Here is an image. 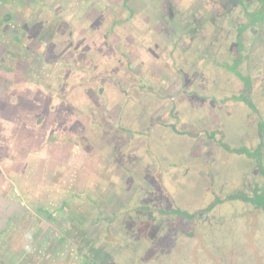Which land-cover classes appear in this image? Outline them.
I'll return each mask as SVG.
<instances>
[{
  "label": "flooded vegetation",
  "instance_id": "obj_1",
  "mask_svg": "<svg viewBox=\"0 0 264 264\" xmlns=\"http://www.w3.org/2000/svg\"><path fill=\"white\" fill-rule=\"evenodd\" d=\"M3 1L7 2V0ZM63 1L66 2V0ZM118 1L119 3L112 11L113 18L111 17V25H109L112 34L115 32L116 24H113L114 22L126 21L124 23H127L129 21L128 14L124 15V12L130 9L128 4L130 0ZM179 10L181 13L178 12ZM257 10L261 11L262 16L254 15V19H251L252 14H255ZM43 12L46 15L49 11L39 6L32 13L33 18L18 20L11 19V11L6 12V16H9L0 19L1 55L4 52L12 55V52L16 50V52L24 53L27 61L32 64L35 62L33 52L38 47H41L42 51L45 49L46 54L48 51H52V43L49 42V39L55 34L59 23L57 18L51 20L42 18ZM158 13H156V24L152 26L155 28L156 36L149 42L152 49H148H150L149 52L154 50L158 54L157 47L162 41L158 38L163 37L166 44L162 47L164 49L162 53H164L166 64L165 67H162L151 61L150 73L154 75L156 81L159 80V86L169 91L168 94L153 93L152 100L149 103L144 102L149 98L150 94L148 93L153 92V88L145 80L146 73L143 75L134 70L132 73L136 72L137 86L133 87L129 82L124 84V81H130L129 77L132 75L126 51L120 53L124 59L107 56L104 59L103 55L98 58L95 52L96 56L91 57V63L87 68L78 67L77 69L80 72H85V76L80 77L76 83L69 84L70 92L79 91L82 93L83 90L84 95L81 96V100L87 109L86 113L78 118L84 125H80V131H76L77 135L74 136V140L72 137L60 138L61 146H67L62 159L65 161L67 156H73L69 146L74 144L85 150V159L90 157L91 165L100 162L105 165L106 169H110L109 174L103 180H96L93 184H89L92 181L87 179L80 181L83 186L92 188H86L81 193L70 190L69 194H64L61 200L63 218L60 221V233L57 241L63 245L73 244L76 253H82L91 260L90 262L83 261L81 264H230L227 257H230L234 251L238 252L239 248V252L241 249L244 250L243 245L252 239L253 230L259 226L258 215L263 213L260 212L263 206L256 205L250 200L256 196H261L264 199V184L259 185L257 179L253 180V186L250 189L244 184L236 189L238 194H221L219 171L210 172V165L212 164L213 168L218 161L215 160V153L209 151L210 148L213 151L218 148L217 152L221 154V140L215 138V134L212 135L208 132V126L211 121L216 125L215 119L227 118L229 114L226 111L224 114L216 113L209 108L208 104L205 108L194 109L193 115L186 105L182 106L183 112L180 114L174 110V105L177 104L174 86L176 79L178 78L179 82L180 77L176 74L178 72H175L178 67L173 66L175 64L173 57L174 51H177L175 55L180 53L182 55L190 54L192 50V55H195L194 44L188 42L191 39H199L200 35V40L205 38L201 32L207 28L212 38L208 41L209 48L213 49L211 56L221 73L220 82L214 85L227 93L234 91L229 89L231 84L234 85L232 88L237 87V90H240L238 93L236 92L237 94L234 93L235 96L230 95V99H226L224 103L221 102L223 104L221 106L230 102L237 107H246L247 113L242 114V118H264L262 109L264 104V0H173L171 3L169 0H163ZM164 15H166L165 19ZM27 21L40 30V37L33 38L35 41L32 43L29 41L28 45L21 41V30H24L22 28ZM188 23L192 26L179 31V24L187 27ZM161 24L162 26H160ZM6 26L11 27L9 28L10 36L7 38H5L3 29ZM122 27L121 25L120 28ZM163 27H166V31ZM140 37L138 41L144 42L145 33L142 32ZM175 38H178V42H176L177 40L173 41ZM105 40L106 38H104ZM127 47V51H129V46ZM140 49L145 53L144 47L141 46L139 51ZM43 55L44 53L39 56L40 59L38 57V64L40 61L45 63L44 69L50 72L54 65L50 64V60L43 59ZM198 55L189 62V65L192 66V73L199 75L203 73V70L194 69L195 62L198 65L199 57L202 58L201 61H204L209 58L210 54L208 51L202 50ZM38 68H35L33 74H40ZM167 68H169L170 76L173 74L169 84H165L168 78ZM189 69L191 70V67ZM127 71L129 77H125ZM65 73L66 71L61 74L59 82L61 88L71 80V75L68 76ZM78 74L79 72L74 73V75ZM43 79H45L44 76ZM190 84L193 86V83ZM195 86H198V83L195 82ZM200 89L203 93V88ZM243 90L244 92H241ZM242 97L243 99H241ZM167 101L168 104H166ZM146 105L148 109L143 108ZM131 106L135 107L132 108L135 109V112L129 115L130 118H163L162 114L167 112L168 118L173 121L163 122V126L165 129H170L169 134L174 139L182 137L185 143L188 140L184 151L174 152L172 161L171 158L156 151V153L149 151L145 153L141 148H137L131 151L135 157L127 156L124 160L123 156L120 161L118 156L124 153L132 140L138 139L139 136L150 137L152 135L149 131L146 135L144 132L137 131V123H132V128L136 127L133 131H130L126 126H119V118L128 116L127 110ZM167 106L169 108L166 109ZM252 111L257 114H253ZM178 118H187L181 122L185 124V127L178 128L174 124ZM110 123L111 125H109ZM150 125L152 127V124ZM93 127L100 129L106 127L105 132L111 136L112 142L123 141L118 143L122 148L115 149L113 147L112 153L109 154L110 162L117 163L113 168H108V164L102 161V159L105 160L102 132L100 131V134L93 133ZM114 130L116 131L115 137L111 134L115 132ZM123 133L128 135V142L123 140ZM256 134L258 135L257 147H261L258 150L254 148L252 152L255 157H251L255 158L258 172L264 181L262 135L260 134L259 137L257 132ZM136 135L138 138L135 137ZM116 158L118 162H116ZM211 160L213 163H210ZM63 163L65 165L66 162ZM83 165L88 169L89 164L84 162ZM0 175L3 176V174ZM189 175L194 177L196 194H192V199L183 197L181 199L183 202L176 201L172 188H182L188 181ZM111 176L112 179L109 178ZM115 176L118 179L113 180ZM166 180H169L171 184L168 185ZM242 192L246 194H240ZM193 197L197 198L193 200ZM71 198H74L70 202L72 206L70 205L71 208L67 211ZM76 198H80L82 202H77ZM226 200L235 202L239 206V211L235 210L234 216L227 220L229 224L231 223L232 229L239 230L238 234L241 235L233 237L229 243L230 246L227 247V256L221 258V245L223 244L220 234L221 204ZM250 207L255 211H249ZM239 215L241 218H238ZM222 217L225 218L224 215ZM252 220H256L257 224L254 225L251 233L249 225ZM222 230L225 232V227ZM181 233H184L185 237H181ZM255 234L258 240L264 237L262 233ZM257 235L262 237L258 238ZM225 236L226 234L222 233V238ZM48 238L46 236V240ZM260 243H264V240H260ZM260 243L252 248L257 259L256 264H264V247ZM234 255L235 253L232 254V256ZM242 264L252 263L243 261Z\"/></svg>",
  "mask_w": 264,
  "mask_h": 264
},
{
  "label": "rangeland",
  "instance_id": "obj_2",
  "mask_svg": "<svg viewBox=\"0 0 264 264\" xmlns=\"http://www.w3.org/2000/svg\"><path fill=\"white\" fill-rule=\"evenodd\" d=\"M161 1L163 4V0H130L128 3L130 9L124 12V15L127 13L129 16L127 22L129 25L127 26V23H124L126 21L114 22L113 24H116L114 27L115 32L112 34L109 25H111V17L113 18L112 11L119 3L118 0H66V2L63 0H7V2L0 0V19L9 16H6L7 11L12 12L10 13V15L12 14L11 19L33 18L32 13L41 6L44 10L49 11L46 15L43 12L42 18H49V20L57 18L59 23L55 34L49 39V42L52 43V51H48V54H46L45 49L42 51L41 47H38L33 52L35 62L32 64L27 61L24 53L14 50L12 52L13 56L11 53L5 52L1 55L0 48V174H3V176L0 175V186L7 184L5 189H2L3 192L0 191V264H81L83 261H91L84 254L76 253L73 244L66 243L63 245L57 241L60 233V221L63 218L61 210L63 195L69 194L70 190L81 193L86 188H92L83 186L80 181L87 179L92 181L89 184H93L96 180L105 179V176L110 172V169H106L105 165L100 162L91 165V162H89L90 157H88V161L85 159V150L74 144L69 146L73 156H67L65 161L62 159L67 146H61L60 138L72 137L74 140V136L77 135L76 131H80V125H84L82 120L78 118L86 113L87 109L81 100V96L84 95L83 90V94L72 90L73 88L71 90L74 92H70L69 84L76 83L80 77L85 76V72H80L77 69L78 67L87 68L91 63V57L97 55L99 58L103 55L104 59L105 56L124 59L120 53L126 51L125 54L130 61L131 73L133 70L143 75L146 73L145 80L153 88V92L148 93L150 94L149 98L144 102L149 103L152 100L153 93L168 94L169 91L159 86V80L156 81L157 79L150 73L151 61L158 66L165 67L164 53H162L164 50L162 47L166 44L164 38L161 36V38H158L162 39L157 47L158 54L154 50L149 52L150 49H148L152 47L149 42L156 36V32L154 33L155 28L152 26L156 24L155 19L156 15L159 14L158 9L161 6ZM172 1L169 0V3ZM178 12L181 13L180 10ZM254 15L257 17L262 16L261 11L258 10L255 14H252L251 19H254ZM163 18L165 19L166 15ZM121 25L122 28H120ZM191 26L190 23L187 27L179 24L178 28L179 31H182ZM9 28L11 27L6 26L3 28L5 38L10 36ZM164 28L166 31V27ZM22 29L24 30H21V41L26 45L29 44V41L31 43L35 41L33 38H37L40 33V30L33 27L28 21ZM205 29L201 32L205 35V38L200 40V35L199 39H191L188 42L194 44L195 55H192V50L190 54L184 53L182 55H180L181 53L175 55L177 51H174L173 60L175 64L173 66L178 67L175 72H178L176 74L180 77L179 82L178 78L176 79L174 95L178 100L176 102H181V95L188 93L197 110L203 108L199 104L204 103L203 99H207L210 109L216 113L224 114V111H226L229 114L227 118L215 119L216 125L212 124L211 121L208 126V132L212 135L215 134V138L221 140V154L217 152L219 151L218 148L214 151L211 148L209 149L210 152L215 153V160L218 161L213 168L212 164L210 165V172L219 171L222 195H234L236 189L241 185L246 184L247 188H252L253 180L257 179L259 185L264 184L263 177L258 172L259 169L255 164V158L247 154L248 151L252 152L254 148L258 150L261 147H257L258 135L256 132L259 137L260 134L262 135V149H264V118H242V114L247 113L246 107H237V105L230 102H226L227 105L221 106L226 99H230V95L233 97L234 93H238L240 90L238 91L237 87L232 88L234 85L231 84L229 89L234 91L227 93L225 90H219L218 86L214 85L220 82L221 73L220 68L211 56L213 49L212 47L209 48L208 45V41L212 39L211 34L207 28ZM142 32L145 33L146 37L144 42L138 41ZM104 38H106L105 41ZM177 39L175 38L173 41L175 42ZM127 46H129V51H127ZM141 46L146 49L145 53L141 49L139 51ZM202 50L208 51L210 56L204 61H201L202 58L199 57L198 65L195 62L194 69L200 68L203 70V73L198 75L192 73V66L189 65V62L193 61L192 59L195 56H199L198 54ZM43 53L42 58L50 60V64L54 65L53 70L50 72L44 69L46 67L45 63L40 61L38 64V57ZM37 67H39L38 70L41 75L33 74ZM167 69L168 78L165 84H169L173 77V74L170 76L169 68ZM64 71L68 76L71 75V80L61 88L59 82ZM75 72H79V74L74 75ZM136 72L132 75L130 73L131 77H129L128 71L125 72L127 73L125 77H129L130 81H124V84L129 82L133 87L137 86ZM195 82L198 83V86H195ZM190 83H193V86ZM200 88H203V93H201ZM190 90L192 91L190 92ZM241 92H244V90ZM166 104H168V101ZM177 104L174 105V110H177L180 114L183 112L182 104L179 106ZM262 107L264 110V104ZM143 108L148 109V106L146 105ZM252 113L257 114L253 111ZM162 115L165 122H170L167 112ZM184 120L186 118H178L174 124L178 128H183L185 124L181 122ZM172 121L173 119H171ZM144 126L146 125L144 124ZM149 127L148 130L152 129L151 125ZM105 128L93 127V133L100 134V131L102 132L101 139L105 144L103 151L105 160L102 159V161L108 164V168H113L117 163L110 162L109 154L112 153L113 147L115 149L122 148L119 147L118 143L123 141L112 142L113 140L111 136L107 135ZM108 130L110 131V128ZM111 134L115 137L116 131ZM162 135L165 136V139L162 140V146H156L155 148L147 144L146 138L137 137L138 139L132 140L128 147L126 145L127 151L125 149L124 153L118 156V159L121 161L124 156V160H126L127 156H134L131 151L141 148L145 153L148 151L158 152L173 161V153L183 152L187 147L188 140L185 143L182 137L174 139L171 135L167 136L164 129H162ZM128 139V135L123 133V140L128 142ZM252 156L255 157L253 154ZM118 159L116 158V162H118ZM63 162H66L65 165H63ZM84 162L89 164L88 169L84 167ZM109 178L112 179L113 177ZM115 179H118V177L115 176L113 180ZM193 180V175H189L188 181L182 188H172L176 201H182L183 197L192 199V194H196V185ZM166 183L171 184L169 180H166ZM197 197H193V200ZM73 199L69 200L67 211L71 208L72 203L70 202ZM76 201L82 202L80 198H76ZM258 204H260L259 201ZM235 210L239 211V206L235 202L226 200L221 204L220 234L221 240L223 239L221 258L227 256V247L230 246L229 243L233 240V237L241 235L238 234L239 230L232 229L231 223L229 224L227 220L234 216ZM248 210L255 211L251 207ZM260 212L263 213L258 215L259 226H256L253 230L254 225L257 224L256 220H252L249 225V232L252 233L253 230L252 239L245 242V245H243L244 250L241 249L239 252V248V250L237 249L238 252L234 251V256H232L234 254L232 253L230 257H227L230 264H242L243 261L252 264L257 263L252 248L258 246L260 240H264L262 236L257 235L258 238L262 237L260 240L255 237V233H262L264 236L263 207ZM238 218H241V215ZM223 227H225V232L222 230ZM222 233L223 235L226 234L225 238H222ZM180 235L185 237L184 233ZM46 236L49 237L48 240H46ZM260 244L264 247V243Z\"/></svg>",
  "mask_w": 264,
  "mask_h": 264
},
{
  "label": "crops",
  "instance_id": "obj_3",
  "mask_svg": "<svg viewBox=\"0 0 264 264\" xmlns=\"http://www.w3.org/2000/svg\"><path fill=\"white\" fill-rule=\"evenodd\" d=\"M200 86H202L200 84ZM206 88V87H205ZM211 90V89H210ZM181 102H176L178 103L177 106L181 105H186L187 107H189V110L191 111V115L194 113V109L197 110L196 106L193 105V101L192 99L189 97V94L186 93V94H182L181 95ZM203 98V97H202ZM199 99V98H198ZM178 101V100H177ZM203 101L205 103L202 102V104L200 103L199 106H202L203 108H205L207 106L208 101L207 99H203ZM188 103V104H184V103ZM206 104V105H205ZM132 108H135L133 106H131L128 110H127V114L128 116H126L125 118H119L120 120V125L119 126H126V128H128L130 131H133L134 129H136L137 127V131L139 132H144L145 135L146 133L148 134V131L152 133V135L150 137H142V138H146L147 139V143H149L151 145L152 148H155L156 146H162V143H160L162 140L165 139V136L162 135V129L165 130L166 132V135L169 136L170 134V129H165V127L163 126L165 122V120H163L162 118H130L129 115H132L133 112H135V109H132ZM189 113V112H188ZM190 114V113H189ZM187 119V118H186ZM118 120V118H117ZM169 121H171V118H168ZM132 123H137L136 127L135 128H132ZM144 124L146 126H144ZM152 124V130L151 129H147V128H150L149 125ZM126 130V129H125ZM145 142V141H144ZM8 183V182H7ZM5 186H0L1 189L0 191L3 192L2 189H5L6 187V183L4 184ZM9 185V184H8ZM4 195V193H2Z\"/></svg>",
  "mask_w": 264,
  "mask_h": 264
},
{
  "label": "trees",
  "instance_id": "obj_4",
  "mask_svg": "<svg viewBox=\"0 0 264 264\" xmlns=\"http://www.w3.org/2000/svg\"><path fill=\"white\" fill-rule=\"evenodd\" d=\"M243 148H245V147H243ZM247 154H248V155H251V156H252V154L254 155V153L249 152V151L247 152ZM234 194H238V192H235ZM240 194H246V193L242 192V193H240ZM257 199H258V200H257ZM250 200H251L252 202H254L255 204H257V205H262V206H263L264 199H262L261 196H256V197H254V198H250ZM258 201L260 202V204H258ZM263 208H264V206H263Z\"/></svg>",
  "mask_w": 264,
  "mask_h": 264
},
{
  "label": "water",
  "instance_id": "obj_5",
  "mask_svg": "<svg viewBox=\"0 0 264 264\" xmlns=\"http://www.w3.org/2000/svg\"><path fill=\"white\" fill-rule=\"evenodd\" d=\"M189 97H190V95H189ZM205 103V102H204Z\"/></svg>",
  "mask_w": 264,
  "mask_h": 264
}]
</instances>
